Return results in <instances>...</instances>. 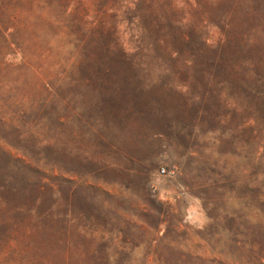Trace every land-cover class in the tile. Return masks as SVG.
<instances>
[{
  "label": "rangeland",
  "instance_id": "rangeland-1",
  "mask_svg": "<svg viewBox=\"0 0 264 264\" xmlns=\"http://www.w3.org/2000/svg\"><path fill=\"white\" fill-rule=\"evenodd\" d=\"M0 264H264V0H0Z\"/></svg>",
  "mask_w": 264,
  "mask_h": 264
},
{
  "label": "trees",
  "instance_id": "trees-1",
  "mask_svg": "<svg viewBox=\"0 0 264 264\" xmlns=\"http://www.w3.org/2000/svg\"><path fill=\"white\" fill-rule=\"evenodd\" d=\"M12 160L20 163L21 165H26V163H27L26 159L24 157H18V158H14V159L12 158Z\"/></svg>",
  "mask_w": 264,
  "mask_h": 264
},
{
  "label": "built area",
  "instance_id": "built-area-1",
  "mask_svg": "<svg viewBox=\"0 0 264 264\" xmlns=\"http://www.w3.org/2000/svg\"><path fill=\"white\" fill-rule=\"evenodd\" d=\"M160 172H161V174H163V175H165V174H169V171H167V169L166 168H161V170H160ZM173 172V171H172Z\"/></svg>",
  "mask_w": 264,
  "mask_h": 264
},
{
  "label": "crops",
  "instance_id": "crops-1",
  "mask_svg": "<svg viewBox=\"0 0 264 264\" xmlns=\"http://www.w3.org/2000/svg\"><path fill=\"white\" fill-rule=\"evenodd\" d=\"M135 157H137V155H135Z\"/></svg>",
  "mask_w": 264,
  "mask_h": 264
}]
</instances>
